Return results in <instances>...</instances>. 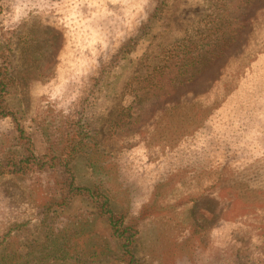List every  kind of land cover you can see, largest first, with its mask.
<instances>
[{
  "label": "trees",
  "instance_id": "1",
  "mask_svg": "<svg viewBox=\"0 0 264 264\" xmlns=\"http://www.w3.org/2000/svg\"><path fill=\"white\" fill-rule=\"evenodd\" d=\"M237 1L211 0L214 11H218L214 18L221 24H234L235 30L241 25L240 21L235 25L237 16L232 10ZM240 2H244V21L251 0ZM79 3L70 17L89 15V29H84L92 31L96 41L100 43V28L114 30L103 34L101 54L92 63L86 55L81 61L69 59L63 72L46 73L41 104L33 116L24 107L28 95L22 96L19 81L3 78L0 71V178L31 173L42 176L34 192L40 194L36 212L40 235L20 239L13 228L0 243V264H236L232 251L218 254L205 243L197 223H183L181 231L175 230L178 221L174 218L180 206L197 196L188 189L189 177L193 180L195 174L200 175V166L194 168V163L200 164L196 153L186 154L178 148L183 142L177 138V131L187 119V113L180 112L186 96L172 97L174 102L160 113L155 125H144L146 132L140 130L146 134L139 135L136 145L132 131H137L153 101L150 94H138L133 104L120 112V129L127 131L129 145L119 155L103 147L101 127L94 120L103 86L113 83V76L122 71L127 55L134 54L165 0L141 1L142 12L136 22L128 21L105 1ZM64 4V0H0V58L17 27L34 13L64 10ZM107 6L110 13L97 14V9ZM217 34L215 30L211 40L217 41ZM64 50L69 53L70 47ZM30 52L28 48L23 53L25 67L30 66ZM38 52L40 60L44 48ZM51 57L46 49L44 58L49 62ZM260 58L264 59L263 52ZM187 79L188 74L183 78L177 73L168 85L186 92ZM164 85L157 89L167 91L168 85ZM256 97L253 104H264V89ZM189 99L193 97L186 102L192 101ZM195 109L199 111L197 105ZM34 131L42 136V151L37 148ZM151 145L159 149L152 157L145 153ZM234 149L231 146L224 152L230 156ZM208 172L205 177L212 175L211 168ZM255 190L264 194L260 188ZM247 198L241 195L239 201ZM184 256L187 261H183ZM259 264H264V256Z\"/></svg>",
  "mask_w": 264,
  "mask_h": 264
},
{
  "label": "rangeland",
  "instance_id": "2",
  "mask_svg": "<svg viewBox=\"0 0 264 264\" xmlns=\"http://www.w3.org/2000/svg\"><path fill=\"white\" fill-rule=\"evenodd\" d=\"M64 1V10L34 13L17 27L0 58L2 77H15L22 96L28 95L23 104L31 116L41 104L46 73L63 72L69 59L81 61L86 55L92 63L101 54L103 34L114 30L100 28L99 43L92 31L85 32L89 29V15L81 19L70 17L79 0ZM101 1L118 8L128 21L136 22L141 16L143 0ZM251 2L244 21L241 20L244 2L238 0L232 8L237 16L235 25L241 23L235 30L234 24H221L214 18L218 11H214L211 0H165L159 5L156 17L151 18V27L134 54L127 55L122 71L113 76V83L103 86L94 110L103 147L117 155L129 145L125 139L127 131L120 129V112L129 103L133 104L138 94H150L153 101L147 106L137 131H132L136 145L146 134L140 132L146 130L143 126L155 125L175 96L193 97L189 103L186 98L182 101L180 112L187 113L184 115L187 119L180 124L177 138L183 142L178 146L183 153L193 152L200 158V164L194 163V168L200 166V175L195 174L193 180L187 176L191 182L188 189L197 196L180 206L174 218L178 221L175 230L181 231L183 223H197L205 243L218 254L232 251L236 264H259L264 256V194L255 190L260 188L264 192V104H253L258 92L264 89V59L260 58L262 52L264 55V0ZM101 8L96 10L97 14L111 11L110 6ZM215 30L217 41L211 40ZM66 47H70L69 53L64 50ZM28 48L30 66L25 67L23 53ZM38 48H44V52L47 49V54L52 56L49 62L44 52L38 60ZM204 50L209 51L204 53ZM177 73L183 78L188 74L186 92L168 85ZM164 84L168 85L167 91L157 89ZM171 90L166 97L173 98L167 99L163 93ZM33 138L42 151L41 134L34 131ZM231 146L235 149L229 156L224 151ZM157 151L151 145L145 153L152 157ZM207 168H211L210 177H205ZM41 179V175L33 173L0 178V243L12 234L13 228V234L18 232L20 239L40 235L36 226L40 194L34 192ZM241 195L248 198L240 202ZM183 261H187L185 256Z\"/></svg>",
  "mask_w": 264,
  "mask_h": 264
}]
</instances>
